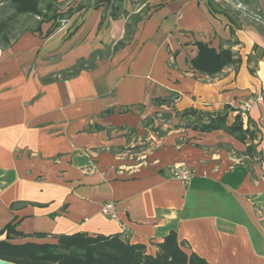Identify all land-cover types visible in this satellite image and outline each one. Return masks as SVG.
<instances>
[{"label": "crops", "instance_id": "0c3cea01", "mask_svg": "<svg viewBox=\"0 0 264 264\" xmlns=\"http://www.w3.org/2000/svg\"><path fill=\"white\" fill-rule=\"evenodd\" d=\"M256 2L261 17L250 20L223 0H57L66 23L0 48V232L12 221L48 235L21 241L118 233L155 254L175 231L210 264H264V101L239 108L264 93ZM198 40L230 47L239 63L194 70ZM81 59L87 67L67 75ZM171 93L170 104L153 101ZM238 112L253 140L194 128L213 113L230 125ZM180 163L188 181L170 175Z\"/></svg>", "mask_w": 264, "mask_h": 264}, {"label": "trees", "instance_id": "16d2710c", "mask_svg": "<svg viewBox=\"0 0 264 264\" xmlns=\"http://www.w3.org/2000/svg\"><path fill=\"white\" fill-rule=\"evenodd\" d=\"M16 13L41 15L34 28L39 30L40 24L49 20L58 21L67 18L64 13L56 11L57 0H10ZM43 3V6H41ZM139 18L138 16L135 19ZM56 24V26L58 25ZM8 43V42H7ZM120 45L123 42L119 43ZM197 54L191 59L194 70L214 76L219 74L227 65L239 63V57L228 48L219 50L203 41H195ZM86 61L80 60L67 71V75H74L79 70L86 68ZM264 95V93H263ZM175 95L171 93L167 97H157L155 103L170 104ZM205 122L194 125L200 131H210L223 128L226 132L236 137L241 142L247 139L253 140L255 135L250 129L252 120L248 118V125L244 127L241 114L238 112L234 121L226 125V115L213 113L207 115ZM246 153L253 156L254 144L251 142L246 147ZM16 223L9 222L1 230L5 237L0 239V259L17 264H210L204 258L194 252L187 253L178 241L175 231H170L157 244L155 254L148 253L142 243H130L118 233L88 235L84 232L70 234H51L55 242L34 240H17L25 237L43 238L45 233L24 234L15 228Z\"/></svg>", "mask_w": 264, "mask_h": 264}, {"label": "rangeland", "instance_id": "374dc122", "mask_svg": "<svg viewBox=\"0 0 264 264\" xmlns=\"http://www.w3.org/2000/svg\"><path fill=\"white\" fill-rule=\"evenodd\" d=\"M222 1V0H221ZM224 4L233 9L234 12L241 14L243 18H260V8L256 0H223ZM59 4V3H58ZM43 6V3H41ZM57 8H61L56 4ZM260 16V17H259ZM41 15H30L27 13H16L10 0H0V48L13 41L21 32L34 28ZM61 23H66L62 22ZM245 158H242L244 160ZM241 160L233 156L231 161ZM21 240V239H17Z\"/></svg>", "mask_w": 264, "mask_h": 264}, {"label": "built area", "instance_id": "2783aa9c", "mask_svg": "<svg viewBox=\"0 0 264 264\" xmlns=\"http://www.w3.org/2000/svg\"><path fill=\"white\" fill-rule=\"evenodd\" d=\"M60 21L66 22V18L61 19ZM264 101V95L258 94L256 96H249L245 100H243L239 106V108L246 112L248 111L251 106L255 103H261ZM170 175L182 181H188L191 177V169L183 163L173 165L169 168ZM103 213L107 216L117 219L118 215L115 209V205L113 202H107L102 207Z\"/></svg>", "mask_w": 264, "mask_h": 264}, {"label": "water", "instance_id": "95a60500", "mask_svg": "<svg viewBox=\"0 0 264 264\" xmlns=\"http://www.w3.org/2000/svg\"><path fill=\"white\" fill-rule=\"evenodd\" d=\"M0 264H17V263H14V262H10V261H6V260H3V259H0Z\"/></svg>", "mask_w": 264, "mask_h": 264}]
</instances>
